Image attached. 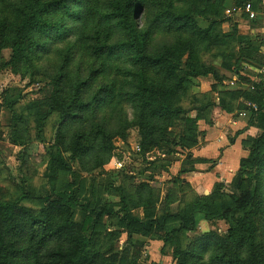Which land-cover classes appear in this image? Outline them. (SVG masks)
Segmentation results:
<instances>
[{
    "label": "rangeland",
    "instance_id": "374dc122",
    "mask_svg": "<svg viewBox=\"0 0 264 264\" xmlns=\"http://www.w3.org/2000/svg\"><path fill=\"white\" fill-rule=\"evenodd\" d=\"M139 1L144 2L137 16L139 29L144 33L140 37L145 46L144 61L138 63V50L134 46L124 47L130 45L132 34L116 17L118 0H71V7L81 6L85 10L82 19L65 17L63 7L51 10L49 18L54 24L65 18L67 26L77 24L81 29L67 38L63 36L64 29L61 32L57 27L49 29L44 34L49 33L45 39L49 49H35L34 63L26 53L22 58L32 68L22 72L17 62L12 61L9 35L20 23L23 0H0V203L19 202L40 209L48 198L57 199L64 190L69 191L68 197L78 201L82 195H93L95 201H113L118 210L124 189L138 190L149 175L159 172L154 163L164 160L172 167L163 181L159 178L157 181L168 188L178 175L176 180L183 187L179 191L182 198L179 192L174 195L181 198L175 211L183 210L187 216L181 218L179 229L183 240L179 250L183 253H174L177 248L164 246L163 236L173 230L158 223L157 227L169 229H157L156 233L163 237L161 243L149 242L142 254L136 252V245L132 258L123 264H187V260L189 264H264V163L261 165L264 119L257 120L263 112L259 107L264 100L259 105L256 103V108L247 105L244 111L240 108L242 104H237L233 110L235 116L245 118L248 130L240 158L236 150L226 152L236 133L223 138L224 146L214 144L213 140L219 139L222 131L212 128L217 110L210 106L213 98H218V93L213 91L228 89L229 105L240 96L252 104L263 94L247 81L252 79L246 75L249 72L245 68L248 53L255 52V45L245 47V25L248 28L264 25L262 0H249L252 6L246 13L245 3L238 5L235 0ZM96 43L113 44L116 48L97 56L90 48ZM67 55L72 58L65 67ZM161 56L168 63H157ZM225 62L232 64L231 67ZM206 65L215 67L218 76L213 71L197 78L189 74L195 66L207 70ZM53 78L62 95L69 96L68 106L62 112H50L49 104L44 101L54 89ZM78 82L82 83L79 93ZM148 83L166 88L164 106L171 110L155 103L146 106L150 96L145 89ZM245 86H251L250 95L248 91L245 94ZM205 87L208 90H203ZM101 88L109 90V100L102 103L94 100L88 108L83 107ZM203 107L209 110H195ZM201 111L205 123L193 126L185 122L187 114L196 117ZM64 116H68L65 124ZM78 136L89 148L73 163L65 152L62 156L71 167L66 170L60 167L59 149L67 147L64 139L72 142ZM198 152L200 156L193 158ZM225 156L234 159L230 158L227 165L222 162ZM196 160L202 161L203 172L219 166L212 187L192 190L179 177V169L191 168ZM208 197L210 205L203 210L202 204ZM190 201L194 203L186 206ZM222 214H226L225 219L221 218ZM74 218L79 221L84 214L76 210ZM109 219L113 224V218ZM245 219L256 223L254 242L245 239L242 233L240 238L229 240V228ZM115 224L121 225L122 221ZM198 240L201 247L195 245ZM115 244L120 246V242ZM159 245L165 247V254ZM97 250L92 241L88 253L93 255ZM110 256L117 259L118 254L113 252ZM21 261L43 264L39 254L28 246ZM97 264H102V258Z\"/></svg>",
    "mask_w": 264,
    "mask_h": 264
},
{
    "label": "trees",
    "instance_id": "16d2710c",
    "mask_svg": "<svg viewBox=\"0 0 264 264\" xmlns=\"http://www.w3.org/2000/svg\"><path fill=\"white\" fill-rule=\"evenodd\" d=\"M70 1L71 0H23L22 6L24 9L21 11L23 15H21L20 23L14 27L9 35L13 53L12 61L13 63L17 62L16 64L17 66H20L22 72H26V70H30V68H32L31 66H28L27 60L22 58L26 53V55H28L34 63L35 58L33 56V51L35 49H49V47H47L45 44L48 43L45 41V39L49 37V33L46 36L44 35L49 29L57 27L59 32H61V28L64 29L65 31L63 36L66 38L70 37L74 32H77L81 29L77 24L67 26L65 23V18L61 22L58 21L57 24L60 25L54 24L55 21L49 18L51 10L63 7L66 9L67 13V16L65 17L71 19H77L78 17V19H82L85 10L81 8V6H78L79 8L71 7L69 5ZM219 1L224 3L226 0ZM248 1L249 0H235L236 4L238 5H242L243 3L246 4ZM80 2L84 3L83 1ZM142 7L144 8L143 1L118 0V2H116L115 12L116 17H119L122 23L127 26L129 35L132 34V41L129 42L130 45H124V47L132 45L138 50V63L144 61V56H146L144 53L145 46L140 40V37L142 34L144 36V33L139 29L137 22V16L139 13H141ZM183 16L188 15L184 14ZM179 17H182V15L180 14ZM148 34L149 30L145 35L148 36ZM239 38L242 39V37ZM77 42L78 41L76 40L74 45H76ZM245 44L249 46L252 45L250 37L245 36ZM90 48L93 49L94 53L98 56L105 51L113 52L116 47H114L113 44L96 43ZM67 51L69 52V49ZM250 54L251 52H249V55ZM71 58V55H67L63 66L66 67L69 64L68 61ZM157 63L166 64L168 61L167 59L163 58V56H161L157 59ZM145 64L147 69L148 61L145 62ZM226 65L231 67L232 64L227 62ZM198 67L200 66H195L189 71V74L194 78L199 76H208L212 71L215 73V76H218L219 74L215 67L206 65L207 70L201 69L203 66H201L200 69H196ZM174 74L176 77L178 76L176 73ZM52 80L54 89L52 90L51 96L44 101L49 104L50 112H62L68 106L69 96L62 95V91L57 87L56 79L53 78ZM76 87H78L77 90L79 93L82 88V83L78 82ZM145 89L147 93H150L146 106H149L151 103H155L163 106V108L166 110H171L169 106H164L166 103L164 101L167 98L166 88L164 86H154L151 83H148ZM256 90L263 93L258 100L255 98L256 102H254L259 105L261 101L264 100V86L262 85L258 88L256 87ZM72 91H74V88ZM251 93H249V95ZM103 95H106V97ZM110 95L111 94L109 90L101 88L98 93H96L87 103H83V107L88 108L94 100L95 103H102L104 101L107 102ZM40 103H43V101ZM223 105L226 106V103ZM226 107L228 108V106ZM204 108L206 109V107H203L199 108L198 110L205 111ZM259 108H261V111L263 112L258 115L257 120H262L264 119V104ZM203 116V111L199 112L196 117H191V115L187 114L185 122H190L193 126H196L200 119H204ZM67 118L68 116L63 119V122L67 121ZM65 123L66 122L63 124ZM193 131L197 132L198 130L195 129ZM80 137L81 136H78L72 142H65L64 139L63 143H66L67 147H65L64 150V147H60L61 150L59 149L58 155L61 156L59 160L60 167L66 170L71 168L69 167L70 164L62 156L65 152L69 153L70 160L73 163L80 154H83L88 150L89 145L83 144L80 141ZM61 139L62 135L60 140ZM55 157H57V155H55ZM263 163L264 159L261 165H263ZM72 187L73 185H70V188ZM141 187L143 188L137 193L140 194V196H145L146 194V196L151 199V191H147L146 193L145 188H147V186L143 184ZM68 192L69 191L64 190L60 191L59 197L57 199L53 197L48 198L44 206L40 209L26 207L19 204V202L0 203V264H23L21 257L26 251V246H28V248L30 247L34 252L39 254L43 264H97L101 258L102 264H123L127 262L128 258H132L130 254L126 255L127 250L124 251L123 255H120V252L117 251L114 245L116 236H112L104 229V218L106 216L109 218L112 217V220L114 221V217L118 215V212H122V215L120 214L116 217L118 223L119 221H122V224H128V226H130L131 224L127 223V220H131L135 223V228L139 229L140 226H142L139 223L137 227L136 216L129 214L131 208L130 206H137V199L135 197L132 198V194L129 193L128 189H124V192L121 194L122 198L118 204L121 205V207L118 210H116L114 207L115 203H112L111 201L105 199H98L95 201L93 195H86L85 197L82 195L81 200L78 201L73 196L68 197ZM235 198L238 199L237 197ZM209 199L210 197L204 199L206 203L202 204L203 210H206L207 206L210 205L208 203ZM198 200H200V198ZM193 203L194 201L191 203L189 202V204H186V206H191ZM76 210H80L84 214L83 219L79 221L75 220L74 216ZM220 216L221 218H226V214H222ZM182 217H184L183 219L187 218L183 210L177 211L175 213L168 211L162 217L163 222L166 220L168 222L172 220L179 223V226L172 229L173 231L167 233V235L164 236L165 245H170V247L177 248L174 253H183L181 250H179V248L182 247L181 242L183 241L179 232V229L182 227L180 224V222H182ZM154 225L155 222H151V226ZM256 231L257 226L254 221H247L245 219L244 222L242 220H238L236 225L229 228L228 238L229 240H235L240 238V234L242 233L243 236L245 235V239L252 243L255 240L254 236ZM103 235L105 237H103ZM94 237H96V241ZM92 241L98 250L94 251L95 253L93 255H90L87 250L89 249ZM200 244L201 242L199 240L197 242L195 241V245L198 247L202 246ZM134 245H136L135 242H133V246ZM136 249V252H138L139 248ZM113 252L118 254V256H116L117 259H115L114 256H110V254H113ZM184 255H187L186 252H184ZM186 263L189 264L188 260Z\"/></svg>",
    "mask_w": 264,
    "mask_h": 264
},
{
    "label": "crops",
    "instance_id": "0c3cea01",
    "mask_svg": "<svg viewBox=\"0 0 264 264\" xmlns=\"http://www.w3.org/2000/svg\"><path fill=\"white\" fill-rule=\"evenodd\" d=\"M262 3L264 5V0H262ZM248 4H250L252 6L251 2H248L247 4H245V13L247 11H250L251 6L249 7ZM248 29V30H247ZM245 36L250 37V40L252 41V45H255V52L250 51L251 54L245 58L247 62H245V68L247 69V71L249 73H246V75H248L252 80L247 79V81H249L253 86L256 85L255 84H261L264 86V65H263V60H264V25H250V27L248 28L247 25H245ZM259 41V43H258ZM258 43V44H257ZM246 48H251L249 45H245ZM252 53H254V55H252ZM247 54V52H245V55ZM252 55V56H251ZM203 90H208L206 87L203 88ZM211 90V89H210ZM226 91H213V93L217 94L218 93V98L212 100L213 104H211L210 106L215 107V110H217V112H215L217 114V117L215 119V125L209 126L212 128L217 127L216 130H221L222 131V135L218 138H216L214 141V144L217 146L219 145V147L224 146V142L225 139H223L224 137H228V135L231 132H234L233 134H235L236 136L234 138H232L234 140V143L231 144L230 146L227 147L226 152L229 151L230 149H233V151L236 150L237 155L240 158V155L242 154V149L243 146L245 144V136L246 133L248 132V130L245 128V118H240L235 116L236 113L233 110H236L237 108V104H242L241 105V110L244 109L245 111V106L247 107V105L249 106H253L252 108H256L254 106H256L255 102H251L252 104H248L247 100H245L244 96H240L238 100L233 99L232 102L233 105H229L226 101L227 95L231 92L228 91V89H225ZM248 91L249 93L252 92L251 90V86H245V94H247ZM226 103V106H228V108L226 106H224L223 103ZM208 108H210L208 106ZM199 109V108H195ZM209 109H205V111H207ZM235 113V114H234ZM245 113V112H243ZM245 115V114H244ZM192 116V115H191ZM200 123H205L206 119H200L198 121V124ZM201 128V127H200ZM207 137V136H206ZM218 147V148H219ZM224 152V153H226ZM199 153V152H198ZM195 154L193 158H198L197 156L199 155ZM174 154H178L177 152H175ZM163 156H167L166 154ZM212 157V156H211ZM215 158V157H214ZM232 158L234 159V157L230 156L229 158H227L225 156L224 160L222 161L224 164L228 165L229 159ZM192 159V158H191ZM151 160H156L155 159H151ZM166 161L161 160V161H156L154 164L156 165L157 169H159V172H154L152 174L154 175H149V179L141 182L143 184H145L147 186L146 189V193L147 191L150 192L151 191V199L148 198L145 194V196H140V194H138V191H141V189L143 187H137L138 190H134L133 189H128L129 193L132 194V198L135 197L137 199V206H133L131 205L130 207V211L129 214L136 216L137 218V224L136 226L138 227V224L140 223L142 226H140L139 229L135 228V223L132 222L131 220H127V223H130L131 225L128 226V224H115L118 223V220L115 219L118 215H122V212H118V215L114 217V221L113 224L110 223V219L108 216H106L104 218V223H105V230L106 232H108L109 234H111L112 236H116V239L114 240V244L115 241L116 242H120V246L115 244V247L117 249L118 252H120V255H123L124 251L127 250L126 255L131 254L132 256V252L133 250H135V246L138 245L139 248V253H145V248H147V246L149 245V242L151 241H156L161 243V239L163 237L160 238V233H156L158 228H163V227H157L159 222H162L165 226V228H170V229H174L177 227L178 222L177 221H172L170 220L169 222L165 221L163 222V216L166 212H172L175 213L177 211L176 210V206H178L183 194L180 193L179 191L182 190L183 187H180L182 185V183H179L178 180H176L178 178V175H176V178L174 179V181H171L172 184L170 187L166 188V184H162L163 182H158V178L160 179V181L164 180V177L166 176V174H169L168 172L170 171L172 165L171 163H165ZM202 161L200 160H196L191 168L186 169V167H181V169H179V177L183 178L186 184H188L190 186V188L192 190H197L199 191L201 188L207 189L213 186V184L216 182V178L217 175L219 173V166L215 167L213 170L209 171V172H203V164H201ZM236 161H234L233 164H235ZM163 164V165H162ZM182 165V164H181ZM214 174H217L216 176H214ZM223 174V173H221ZM154 176V177H153ZM155 180L157 182H155ZM167 181V179L165 180ZM183 182V183H184ZM164 185V187H163ZM179 192L181 194V198L178 197L174 198V195ZM142 197V198H141ZM113 203V201H111ZM192 201H190L191 203ZM189 204V202L187 203ZM151 222H155L154 226H151ZM145 225V227H144ZM164 229V228H163ZM164 230H169V229H164ZM167 232V231H164ZM123 237H126V239L124 240ZM133 242L136 243V245L133 246ZM163 243V242H162ZM161 248V253L165 254V242H164V246L162 247V245H159ZM168 246V245H166ZM170 246V245H169Z\"/></svg>",
    "mask_w": 264,
    "mask_h": 264
},
{
    "label": "built area",
    "instance_id": "2783aa9c",
    "mask_svg": "<svg viewBox=\"0 0 264 264\" xmlns=\"http://www.w3.org/2000/svg\"><path fill=\"white\" fill-rule=\"evenodd\" d=\"M248 6L250 7L251 5H250V4H248Z\"/></svg>",
    "mask_w": 264,
    "mask_h": 264
}]
</instances>
